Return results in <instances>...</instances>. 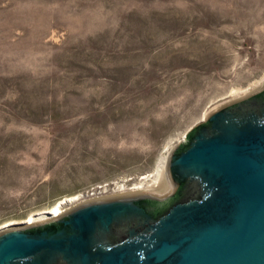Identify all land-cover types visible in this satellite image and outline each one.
Masks as SVG:
<instances>
[{"label": "rangeland", "instance_id": "obj_1", "mask_svg": "<svg viewBox=\"0 0 264 264\" xmlns=\"http://www.w3.org/2000/svg\"><path fill=\"white\" fill-rule=\"evenodd\" d=\"M263 87L264 0H0V230L98 185L137 194L170 143Z\"/></svg>", "mask_w": 264, "mask_h": 264}, {"label": "water", "instance_id": "obj_2", "mask_svg": "<svg viewBox=\"0 0 264 264\" xmlns=\"http://www.w3.org/2000/svg\"><path fill=\"white\" fill-rule=\"evenodd\" d=\"M172 190L0 230V264H264V87L212 110L168 158Z\"/></svg>", "mask_w": 264, "mask_h": 264}, {"label": "bare ground", "instance_id": "obj_3", "mask_svg": "<svg viewBox=\"0 0 264 264\" xmlns=\"http://www.w3.org/2000/svg\"><path fill=\"white\" fill-rule=\"evenodd\" d=\"M261 84L262 83L259 82L256 85V87H259ZM251 92L252 91H250V89H247L243 93V90L241 88H235L233 91L235 98H240L241 96L250 94ZM171 146H172V144L170 143L167 147L169 150V154L166 155L165 157H163L159 161L158 166L155 169V171L153 173H151L150 175L146 176L147 178L145 181H142L140 184L135 185L134 190L125 191L123 193L141 194L144 191L154 192L157 190V192H161L162 190H167V189L169 190L172 187V182L169 179V175H168V171H167V164H168V158H169L170 153L173 149V147H171ZM121 187H125V184H122ZM165 193H168V192L166 191ZM137 194H135V195H137ZM124 196H130V195H124ZM72 199H67L65 201H62L58 205H55L54 207H51L48 210H45L44 212H42L43 213L41 215L42 217H38L36 219L31 218L30 220H28L26 222V224H32V223L40 222V221L61 215L62 213H64L63 208H62V204L67 203L69 200H72Z\"/></svg>", "mask_w": 264, "mask_h": 264}, {"label": "built area", "instance_id": "obj_4", "mask_svg": "<svg viewBox=\"0 0 264 264\" xmlns=\"http://www.w3.org/2000/svg\"><path fill=\"white\" fill-rule=\"evenodd\" d=\"M115 186H116V183H113V185H109V183H106V184L98 185L97 187H93L91 190H89L87 192L91 193V194L93 193V195H95V197L93 196L91 201L104 199L103 197L108 196V195H104V194L111 193V191H114Z\"/></svg>", "mask_w": 264, "mask_h": 264}]
</instances>
